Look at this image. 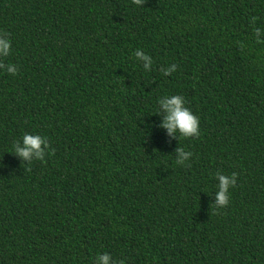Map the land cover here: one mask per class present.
<instances>
[{
  "label": "trees",
  "instance_id": "1",
  "mask_svg": "<svg viewBox=\"0 0 264 264\" xmlns=\"http://www.w3.org/2000/svg\"><path fill=\"white\" fill-rule=\"evenodd\" d=\"M0 33V264H264V0H0ZM175 95L199 138L161 127Z\"/></svg>",
  "mask_w": 264,
  "mask_h": 264
},
{
  "label": "clouds",
  "instance_id": "2",
  "mask_svg": "<svg viewBox=\"0 0 264 264\" xmlns=\"http://www.w3.org/2000/svg\"><path fill=\"white\" fill-rule=\"evenodd\" d=\"M137 6H142L144 0H132ZM253 21L256 17L252 18ZM257 36L259 30H256ZM8 33H0V58H6L11 55V41L7 38ZM257 43H264V41H257ZM137 60L144 62V69L150 70L153 64V59L150 55L145 54L144 51L137 49L134 53ZM5 64L0 61V68H4ZM177 70V65L173 64L164 70L165 76H170ZM7 72L11 75H15L18 69L14 65H7ZM160 106L167 113L164 123L161 127L166 128L170 135L179 133L180 137L185 139L199 138L201 135L199 127V118L192 113V111L186 107L185 98L181 95H175L159 101ZM23 147L17 142L14 146V154L21 157L24 161H32L35 159L44 162L45 148H49L47 140L41 135L24 134ZM180 159L176 162L183 166L184 162L193 156L191 151H185L184 148L178 150ZM49 154V153H48ZM54 154V150H52ZM190 167V165H189ZM216 179L219 180V191L216 196V209H222L229 205V189L236 186L237 174L232 173L231 176L216 173ZM97 264H125L124 260L114 261L110 254L103 253L98 254L96 257Z\"/></svg>",
  "mask_w": 264,
  "mask_h": 264
}]
</instances>
